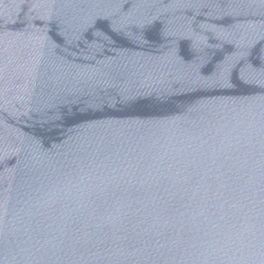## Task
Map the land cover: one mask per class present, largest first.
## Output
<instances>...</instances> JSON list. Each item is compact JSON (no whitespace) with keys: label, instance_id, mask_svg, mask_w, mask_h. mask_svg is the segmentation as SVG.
<instances>
[{"label":"water","instance_id":"water-1","mask_svg":"<svg viewBox=\"0 0 264 264\" xmlns=\"http://www.w3.org/2000/svg\"><path fill=\"white\" fill-rule=\"evenodd\" d=\"M0 264H264V0H0Z\"/></svg>","mask_w":264,"mask_h":264}]
</instances>
